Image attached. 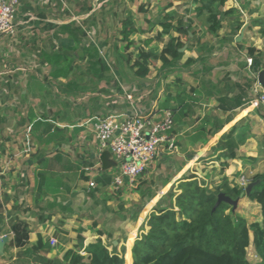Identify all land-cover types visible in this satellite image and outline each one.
<instances>
[{"label":"crops","instance_id":"1","mask_svg":"<svg viewBox=\"0 0 264 264\" xmlns=\"http://www.w3.org/2000/svg\"><path fill=\"white\" fill-rule=\"evenodd\" d=\"M70 1L74 0H21L16 34L0 37V235L10 237L4 253H0V264H67L65 250L77 243L80 228L84 229L85 245L98 238L89 237L98 229L112 235L121 226L126 235H136L135 243L147 233L148 226L143 230L142 225L158 201L185 173L196 175L210 186L220 184L223 178L234 186L239 185L242 177L249 183L253 174L261 172V162L254 158L264 133V108L253 102L257 98L259 73L248 63L259 51L250 47L255 45H232V37L238 43L234 27L228 31L224 27L212 35V45L198 35L195 45L186 44L180 60L164 69L158 61L163 69L161 75L168 73L176 85L170 95L173 97L170 107L165 105L175 109L172 134L176 149L167 144L163 154L138 177L136 188L153 174L164 182L162 187L144 196L140 190L128 192L124 188L128 182L123 187L115 186L119 164L110 152L100 153L93 124L99 118L123 120L135 112L149 114L157 109L145 102L146 84L141 81L145 78L137 76L130 67L131 53L136 56L139 47L145 45L127 50L122 43L98 41L96 46L107 50L102 55L109 72L84 73L88 53L81 58V51L93 42L85 45L81 39V45H72L69 29L80 26L84 30V27L69 9ZM106 1L109 6H104L101 12L98 7L90 10L85 16L89 19H83V24L98 31L100 20L105 23L113 18L118 24L127 15L118 10L113 0ZM229 1L223 12L232 8ZM248 2L254 4L255 0ZM186 3L189 9L179 13L189 15L191 22L186 27L198 31L201 28L197 21L202 16L197 14L199 4L195 0ZM67 25L71 27L66 28ZM163 46L151 45L146 49ZM66 48H76L70 51L73 71L67 75L54 74L58 62L52 57L58 54L61 58ZM223 97L233 104L231 110L223 109ZM97 178L110 179L105 185ZM115 188H122L118 208L112 205L113 196L104 197ZM86 199L91 202L83 207ZM123 207L126 210L121 215ZM253 209L260 212L255 221L260 220L261 206L245 196L236 213L249 215ZM108 212L111 216L106 217ZM17 218L30 226L29 242L24 247L10 244L13 234L8 230ZM62 235L69 238L68 245L62 244L65 242ZM51 237L58 239V246L51 245ZM39 238L45 243L44 249L33 248ZM125 242L114 240L113 244L119 243L120 251L121 246H127ZM132 248L131 262L128 263L125 252L124 264H133Z\"/></svg>","mask_w":264,"mask_h":264},{"label":"trees","instance_id":"2","mask_svg":"<svg viewBox=\"0 0 264 264\" xmlns=\"http://www.w3.org/2000/svg\"><path fill=\"white\" fill-rule=\"evenodd\" d=\"M195 1L199 4L197 14L203 15V12L207 11L209 13L207 16L209 31L218 34L223 28L222 7L227 0ZM175 19H178L177 25L174 23ZM120 22L118 39L123 42L127 50L136 44L134 35H143L153 31L151 27L147 30L141 28L130 13L124 16ZM190 22V20L187 21L188 24ZM185 24L183 18L178 17L176 12L168 13L158 21L157 25L161 26L162 30L154 37L142 39L143 44L149 46L154 40H162L165 35L169 36V40L162 49L157 48L149 51L145 47H139L136 58L130 60V67L137 76L146 78L150 74L153 63L157 61L162 62L164 69L172 62L180 60L184 55L180 49L186 44L181 35H186L188 41H199L196 31L186 27ZM255 24H259L261 30L264 28V20L260 22L257 20ZM70 27L71 25L66 26V28ZM241 28L242 24L239 23L234 30L237 32ZM176 31L181 34L176 36L174 34ZM189 31H192L193 36H189ZM69 32V37L73 39L72 45H81L82 37L86 36L85 31L79 26L70 28ZM231 41H235V38ZM240 44L237 43V45ZM91 45L81 51V58H84L85 53H88L83 72L104 75L109 72L106 59L100 53L98 46L93 43ZM75 49L66 48L65 54H60L61 58L58 57V54L52 57L53 61L58 62V68L57 71L56 69L53 71L54 74L67 75L73 71V69L70 70V65L73 62L70 58V51H75ZM251 50L254 51L252 48ZM167 56L171 58V61ZM251 66L257 73L264 69V60L260 53L252 57ZM228 102H226V97L222 98L221 104L224 110L233 108V104ZM167 108L165 107V109ZM169 109L174 115L173 127L169 131L172 139L174 138L172 133L175 126V109ZM260 151L264 158V133ZM109 179L97 178V181L107 185ZM258 179L261 182L253 188L249 200L257 202L261 206L262 219L250 223L245 217L234 215L232 206L228 203L223 202L214 209L220 192L236 199L244 191L243 187L231 186L227 178H223L218 185L210 186L206 181L197 179L196 175L185 173L178 180L179 183L172 185L158 201L154 211L143 223L142 229L145 230L146 226L149 229L146 234L135 241L132 249L133 264H264V172L252 177V181ZM78 230L77 243L72 248L65 250L64 260L67 264H124L126 247L121 246L119 251L118 245L105 243L102 238V236L108 235L105 230L98 229V238L87 245H85L84 235L81 234L84 229ZM9 232L13 234L10 244L24 247L29 242L30 226L27 221L20 218L13 220ZM135 236L131 235L127 243L126 259L128 263L131 262L130 247ZM251 245H254L260 261L251 262L249 260L247 254ZM33 248L44 249L45 243L39 238ZM61 248H63L62 245ZM81 252H85V255H82Z\"/></svg>","mask_w":264,"mask_h":264},{"label":"rangeland","instance_id":"3","mask_svg":"<svg viewBox=\"0 0 264 264\" xmlns=\"http://www.w3.org/2000/svg\"><path fill=\"white\" fill-rule=\"evenodd\" d=\"M113 2L115 5L118 6V10H120L123 14L124 13L125 14L126 13L132 14L134 19L136 20L137 24L141 28L147 30L151 27L153 29V31L146 32L143 35H141V34L134 35V38L136 39L135 45H144L142 42V39H146L148 37H154L159 31H161L162 27L158 26L157 23L168 13L176 12L178 14V17L183 18L184 23H187V21L190 19L189 15H186V13L185 14L179 13V11L186 12V9H189V4L186 3V0H180V2L179 1L174 2V0H173L174 3H172L171 0H113ZM154 2H155V6L153 7ZM67 4H68V2H67ZM186 4H187V6H186ZM229 4L232 5V8L223 12V15L221 16L223 28L225 27V29L228 31L229 29H231L233 27H234L233 29H235L239 25V23H241L242 28L240 30H238L237 32H235L234 35L239 36L241 33V30L244 27H246V28L244 30V35H243L242 40L238 43H241L240 45H248V46L255 45L256 47L255 46H250V47H254V48L258 49L257 51H259L261 57L264 60V28L261 30V26L259 24H255V22L257 20L259 22L264 20V0H255L254 4L248 2V0H230ZM157 5H158V7H157ZM104 6L108 7L109 2H107L106 0H74V1H70V3L68 4L69 9L74 13L75 16L78 17L77 19H79V21L78 20L77 21L81 22V24L84 27V30L88 34L87 38L82 37V42L84 39L85 43L84 42L83 43L85 45H90L91 42H93L95 45H99L100 42H98V41H104V40L108 41V43H111V45H119L118 43L123 44V42L119 41V39H118L119 29H120L119 28L120 27L119 26L120 21L117 24L116 20L113 18H111L110 20H106L105 23H101L102 21L100 20L99 21L100 22V25H99L100 28L98 29V31H95L93 28L90 29L86 23L83 24V19H85V21H87L89 19V18H85V16L90 12V10L98 7L97 8L98 11L101 12L102 9L104 8ZM197 7H198V5H197ZM223 10H225V7ZM251 10H255V11L251 12ZM189 14H192V13H189ZM208 15H209V13L207 11H204L203 15L199 16L197 23H198V25H200L201 29L196 31V32H198L197 35L202 36L205 39V41H207L206 43H209V45H212V43L214 41L212 35H214L215 33H212L209 31V28H208L209 25L207 22V16ZM177 20L178 19L174 20V23L176 25H177ZM234 21H236V22L234 23ZM232 24H236V25L232 26ZM250 24L252 25L251 28H249ZM185 25H187V24H185ZM233 29H232V32H233ZM174 34L177 36V35H180L181 33L176 31V32H174ZM166 36H168V35H165L162 40H154L151 45H165L169 40V36H168V39L166 38ZM181 38L183 39L184 42H186L187 45H195L194 41H188L186 35H181ZM231 39H233V37ZM83 43H82V45H83ZM231 43H232V45H237V43L234 41H232ZM100 45H102V44H100ZM151 45H149V46L145 45V48L150 47ZM162 48H159V49H162ZM106 52H107L106 49L100 50V53L103 55L106 54ZM135 58H136V56H131V59L134 60ZM159 64H161V63H159L158 61L153 63V65L151 67L150 74L145 79L141 80L142 82H144L146 84L145 95H144V96H146L145 102L147 105H153V107L157 108L154 110H162L163 108H165V105L170 107V100L173 99V97H171L170 95H173V91L176 90V85L173 82L174 78L170 77L168 73L165 76H164L165 73L161 75L160 71H162L163 69L161 68L162 69L161 70L159 68ZM159 77H161L162 82H160L158 84V78ZM136 79H138V78H136ZM256 82H257V79H256ZM153 87H155L156 91L153 90ZM152 90H153V92H152ZM253 102L255 103V101H253ZM169 107H168V109H169ZM262 136H263V134L261 135L260 143H258V147L256 148L257 150H255V156L257 155V157L254 158V160L261 162L260 163V166H262L261 169L259 168V165H258L259 171H261V172H257L255 174H253V176L258 174V173L264 172V158H263V154L260 151ZM249 183L247 182V179L245 177H242L240 182H239V185H234V186H238V187L245 186V188H246V186ZM163 184H164V182L158 181L156 174H153L151 177L147 178L146 180H143L140 183V185L138 186V188H136V189L128 187V186L124 187V188H128V192H130L131 190H134V192H138V190H140L141 195L144 194V196H145L149 192L159 190V188L162 187ZM171 187L172 186L170 185L169 189ZM169 189L167 190V192L169 191ZM121 190H122V188H119V189L115 188L114 192H111V194H109L107 192L108 195H104V197L109 196V195L113 196L115 200L113 201L112 205H115V207H117V208L121 205L119 202V195H120ZM88 202H91V200L86 199L83 202V207H85V204ZM125 210L126 209L123 207V210H120L119 213L121 215H124ZM253 211L254 212H251L249 215H247L246 213H243V216H247L249 218L248 222H250V223L255 221V219L258 216H260V212L258 211V209H253ZM232 213L234 215H239L236 212H233V210H232ZM247 213H248V211H247ZM109 216H111V215L108 212V214H106V217H109ZM261 219H262V214H261ZM106 221H109V218H107ZM90 223H92V222H90ZM88 225H90V224H88ZM124 225L125 224H123V226ZM107 227L110 228V226H107ZM124 229L125 228H122V226H121V229L118 230L116 234H112V235L108 234L109 236L108 235L102 236L103 240L107 244H113L114 240H116V241L119 240V243L123 244V242H125V240H126L125 244L128 246L127 243L130 240V237L133 233H131L128 236V235H126V230H124ZM148 229H149V227H148ZM52 230H53V227H51V231ZM85 233L88 234V232H85ZM81 234L83 235V231H81ZM89 235H90L89 237H91V235L92 236H98L97 233H91ZM135 238H136V236L134 237V239L132 241V246L135 244L134 243ZM62 239L64 241H66L69 238L67 236L62 235ZM119 243L117 244L118 246H119ZM66 244L68 245L69 243H66ZM132 246L130 247V249L132 248ZM132 254H133V251H132ZM247 256L251 262L260 261V257L255 252L254 245H251L248 248Z\"/></svg>","mask_w":264,"mask_h":264},{"label":"built area","instance_id":"4","mask_svg":"<svg viewBox=\"0 0 264 264\" xmlns=\"http://www.w3.org/2000/svg\"><path fill=\"white\" fill-rule=\"evenodd\" d=\"M21 0H0V37L16 34V17ZM252 64V58L248 59ZM255 105L264 108V89L258 82ZM132 99L131 96H128ZM174 115L171 109L155 110L149 114L132 113L123 120L116 117L99 118L93 124V132L98 141L100 153L110 152L118 162L120 172L114 177L117 187H137V179L142 176L151 164L163 154L167 144L176 149L170 132ZM1 174V172H0ZM91 187L95 183H90ZM245 187V186H243ZM52 246H58V239L51 237Z\"/></svg>","mask_w":264,"mask_h":264},{"label":"water","instance_id":"5","mask_svg":"<svg viewBox=\"0 0 264 264\" xmlns=\"http://www.w3.org/2000/svg\"><path fill=\"white\" fill-rule=\"evenodd\" d=\"M245 28L246 27H244L241 30L240 35L236 37V41L237 42H240L242 40ZM189 34H190V36H193V33L190 32ZM185 49H186V45L184 47H182L180 49V51L183 52V51H185ZM258 81L262 85V87L264 88V69L259 72ZM260 182H261L260 179H258L256 181H251L246 186L244 191L240 194V196L238 198H236V199L231 198L229 195H227L224 192H220L218 194V199H217V202H216V205H215L214 209H216L221 203L225 202V203H228L229 205H231L233 212H235L237 210L238 206H239V202H240L241 198H243L245 196L249 197V195L251 194L253 188L255 186H257ZM9 238H10L9 235H0V253L1 254L4 253L5 246H6L7 242L9 241Z\"/></svg>","mask_w":264,"mask_h":264},{"label":"clouds","instance_id":"6","mask_svg":"<svg viewBox=\"0 0 264 264\" xmlns=\"http://www.w3.org/2000/svg\"><path fill=\"white\" fill-rule=\"evenodd\" d=\"M245 189V187H243ZM242 199V198H241ZM236 212V211H235Z\"/></svg>","mask_w":264,"mask_h":264}]
</instances>
